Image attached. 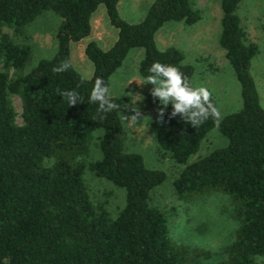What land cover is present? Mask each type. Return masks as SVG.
Returning a JSON list of instances; mask_svg holds the SVG:
<instances>
[{"label": "trees", "instance_id": "trees-1", "mask_svg": "<svg viewBox=\"0 0 264 264\" xmlns=\"http://www.w3.org/2000/svg\"><path fill=\"white\" fill-rule=\"evenodd\" d=\"M117 2L0 0V264H204L210 255L207 249L172 240L167 219L172 210L152 206L149 199L164 173L146 168L140 154L124 150L120 110L101 118L98 105L88 100L96 78L109 85L132 48L143 51L140 76L160 62L175 66L190 82L192 68L182 52L174 46L157 48L154 36L166 21L195 23L199 10L192 0H153L140 21L129 23L118 14ZM239 2L218 0V44L239 84L240 108L219 122L209 118L194 128L179 115L169 119V105L155 131L159 151L181 165L172 180L176 198L191 201L215 191L228 196L236 229L215 264H254L255 256H264V108L250 73L258 47L245 38L235 12ZM99 5L116 30L112 45L101 49L94 41L85 43L83 54L92 64L89 77L72 65L54 72L70 62L69 44L89 34V18ZM45 10L59 16L55 52L23 71L31 49L13 36ZM72 90L84 103L68 106L58 94ZM12 95L20 100V124ZM113 98L125 115L126 102ZM216 124L226 144L189 162ZM96 129L101 130L99 157L87 161ZM85 169L124 189V205L114 218L102 202L89 198Z\"/></svg>", "mask_w": 264, "mask_h": 264}, {"label": "rangeland", "instance_id": "rangeland-1", "mask_svg": "<svg viewBox=\"0 0 264 264\" xmlns=\"http://www.w3.org/2000/svg\"><path fill=\"white\" fill-rule=\"evenodd\" d=\"M152 1L118 0L117 12L125 21L136 23L143 18ZM192 3L193 7L199 10V19L190 25L177 21L164 22L155 33V44L159 49L174 46L182 52L184 63L192 68L191 86L207 87L212 93L214 105L223 117L237 111L241 101L239 84L218 44L220 30L218 0H192ZM235 12L240 19L245 38L256 43L258 47L250 62V73L254 79L260 105L264 108V0H240ZM58 23L59 16L45 10L24 27L21 35L13 36L16 42L26 43L31 49L23 71H28L39 59L53 55L56 49L53 34ZM89 24V34L69 44V61L83 77H89L92 71L91 62L83 54L85 43L91 40L101 49H106L116 38V30L109 24L101 5L91 14ZM3 30L11 34L9 29ZM142 54L141 48L128 50L120 66L109 77L112 96L120 97L128 105L130 96L126 94H139L143 100L137 102L135 107L139 108L142 116L150 118L148 126L145 121L135 128L126 126L122 121L123 148L140 154L146 168L164 173L163 181L149 192V199L152 206L161 210H172L167 213L172 240L177 244L209 250L210 255L203 259V263L215 264L222 259L220 250L231 241L236 229V222L230 216L228 196L215 191L191 201L176 198L172 180L181 165L175 163L168 154L160 152L157 147L155 131L160 124L157 122V110L160 105L150 95L152 86L139 84L144 78L137 71ZM11 102L16 112V123L20 124V100L16 95H12ZM131 115L133 112L128 108L125 116ZM100 136V129L91 133L87 161L99 157L97 142ZM225 144L226 139L220 134L216 124L205 134L197 151L189 156L188 161L196 160ZM83 180L91 201L102 202L108 215L114 218L124 205V189L106 179L94 176L87 169L84 170ZM253 260L254 264H264V256H255Z\"/></svg>", "mask_w": 264, "mask_h": 264}, {"label": "clouds", "instance_id": "clouds-1", "mask_svg": "<svg viewBox=\"0 0 264 264\" xmlns=\"http://www.w3.org/2000/svg\"><path fill=\"white\" fill-rule=\"evenodd\" d=\"M70 68L71 63L65 61L54 68L53 71L62 73L68 71ZM148 71L149 75L142 78L139 84H149L152 86L150 95L160 105L157 110L158 123L164 122L165 110L169 105H171V112L168 113L169 119L179 115L183 121L190 122L194 128L202 125L209 118L214 119L216 122L222 119L220 110L212 103L211 91L205 86H191L189 80L175 66L154 62ZM58 94L67 100L68 106L84 103V97L76 90L58 92ZM126 95L130 96V103L126 108H131L133 112L131 116L122 114L120 104L116 103L117 99L113 98L112 90L104 82L103 78H96L88 100L90 103L98 105L97 112L101 114V118H106V114L120 110L121 120L126 126L135 128L145 121H147L148 126L150 118L142 116L139 108L135 107L137 102L143 100V97L139 94L131 93Z\"/></svg>", "mask_w": 264, "mask_h": 264}]
</instances>
